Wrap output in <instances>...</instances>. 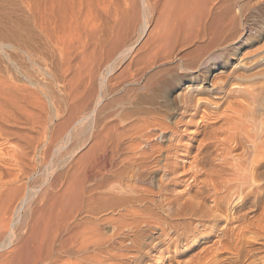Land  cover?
I'll return each instance as SVG.
<instances>
[{"label":"bare ground","instance_id":"bare-ground-1","mask_svg":"<svg viewBox=\"0 0 264 264\" xmlns=\"http://www.w3.org/2000/svg\"><path fill=\"white\" fill-rule=\"evenodd\" d=\"M230 7L231 0H0V264H57L62 255L96 263L97 211L105 201L158 228L175 250L194 225L206 238L217 233L224 246L229 206L264 194L260 90L225 89L220 80L205 87L206 68L178 98L176 72L197 71L204 56L224 48V31L236 22ZM138 13V39L129 43ZM102 50L113 56L99 73L92 109L80 116L91 92L84 96L86 77L95 82ZM174 57L179 64L160 67ZM124 58L127 65L107 79ZM131 65L138 69L130 81L161 111H106L105 93L118 87L108 81H121ZM83 125L89 135L79 145L74 129ZM57 140L58 151L76 144L43 167L46 177L35 187L38 160ZM158 170L166 177L155 190L151 173ZM211 246H203L199 264L218 262Z\"/></svg>","mask_w":264,"mask_h":264},{"label":"rangeland","instance_id":"rangeland-1","mask_svg":"<svg viewBox=\"0 0 264 264\" xmlns=\"http://www.w3.org/2000/svg\"><path fill=\"white\" fill-rule=\"evenodd\" d=\"M230 8V15H234L233 17L236 22L233 26L224 31V48L216 49L213 53L204 56L203 61H205V64L201 65L195 72H189L182 68L177 69L176 73L181 76L182 79L178 80L179 84H177L178 82L176 83V86H180L177 89L179 93L176 91V94H178L177 96L179 98L185 93L187 86L190 87L192 85V87H194L197 85L200 76L198 77L195 75L208 68L210 72L208 73L209 76H206V83L204 82L203 84L205 87L207 85L210 87L209 83L219 80L224 81L225 89L230 88L232 83H236L241 89H257L258 87L259 89L257 90H260L261 95V97L258 98V106L264 110V0H231ZM138 15L139 17L136 21V25L132 27L133 29H130L131 32L130 35H128L129 38L127 42L129 43H133L138 39L140 32L138 24L142 17L140 13H138ZM227 22V20L224 21V26ZM147 23L149 28H151L153 24L152 16L148 17ZM229 34H235L237 37L235 40L237 41L229 40ZM190 47L192 48L193 46L185 47L182 53L184 50L190 49ZM102 51L103 52L99 53V55L101 54V59L99 55L97 59L100 60L99 69L96 75L93 76L95 82L91 81V76L86 77L87 83L85 82L86 90L84 96L90 91L91 92L89 93L90 97L89 94L87 95L89 98L85 96V102L82 103L83 105L81 104V108L79 107L80 111L78 110V115L80 116L87 114L92 109L94 105L93 99L97 95V93H95L97 91L95 90H98L99 73L105 71V65L112 59L113 55L109 56L107 54L106 56L108 52H106V50L105 52L104 50ZM217 53H223L224 55L215 57L214 55ZM132 55L133 53H131V56ZM127 60L129 61V58L116 61V67L107 79L115 76L122 70L125 65H127ZM179 63L180 58L174 57L169 63L161 65L160 67L176 66V64ZM135 67L134 65L127 67V70L124 71V75H122V79H120L121 81H117V83H114V80H109L111 83L108 81L107 84L109 85H107V87H112L116 84L118 87L112 92L105 93L104 102L107 103L108 106L107 112H110L112 109H116L122 113L132 112L133 110L144 111L146 109H155L158 112L162 110V107L159 106L158 103L153 104L149 100L150 96L145 89L141 88V83H132L130 81L132 73L136 72L138 69H134ZM86 71L85 74L87 73ZM187 76L189 78H187ZM93 87L97 89H93ZM107 87H105L104 91ZM172 104L173 106L177 105V103ZM108 109L110 111H108ZM178 113V110L176 113L174 112L177 116ZM214 124L217 126L219 122H215ZM74 130L78 133L76 142L80 145L87 139L89 131L84 125ZM181 133L183 134L184 132L182 131ZM58 142L59 140L51 145L50 151H48L43 160H38L37 172L33 183L35 187L41 185L42 183L40 182H43V179L46 177L43 167L47 163H57L58 158L62 155V157L69 155L76 144L73 141L68 143L66 147L64 145L65 148L61 146L59 152L56 150ZM155 142L161 143L162 141L156 138ZM191 151V153H193L194 150L192 149ZM191 156L192 154L188 156L177 154L175 160L178 158L190 160ZM68 159V162H70L71 158H65L64 162H67ZM158 163L161 164L162 160H159ZM151 176V186L155 190L159 181L166 177L162 170L151 173ZM169 188L171 189L172 185H170ZM101 205L103 206L97 211L99 219L97 231L100 250L96 257V263L82 256L62 255L57 264H199L200 261L198 260L203 259L199 258L203 255V251H201L203 250V246L209 245H212L211 247L215 249L217 248L216 257L218 262L216 264H264V194L257 196L256 201H253L250 197L249 200L236 201V203L233 202L229 206V210L227 209V211L230 215L233 213V217L232 220L228 222L229 226L228 223L224 221L229 227V230H227L224 235L223 247L217 246L216 244L217 233L211 234L206 238V236H204V228L193 224L194 226H192L195 228L194 234L190 236L188 240L185 237L182 238L178 248L175 250L173 247L168 246L169 240L158 228L146 225L145 223H137V219L135 218L138 216L136 217L132 213H130V215L126 213L123 216L122 213H118V208L110 204L109 201H105ZM154 210L163 211L161 208H154ZM163 215L165 214L163 213ZM238 219L240 223L237 221Z\"/></svg>","mask_w":264,"mask_h":264}]
</instances>
